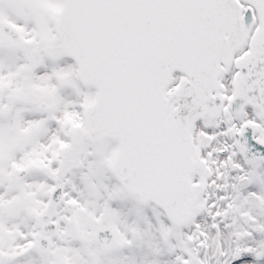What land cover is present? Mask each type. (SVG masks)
I'll use <instances>...</instances> for the list:
<instances>
[{
	"label": "snow or ice",
	"instance_id": "snow-or-ice-1",
	"mask_svg": "<svg viewBox=\"0 0 264 264\" xmlns=\"http://www.w3.org/2000/svg\"><path fill=\"white\" fill-rule=\"evenodd\" d=\"M0 264H264V0H0Z\"/></svg>",
	"mask_w": 264,
	"mask_h": 264
}]
</instances>
